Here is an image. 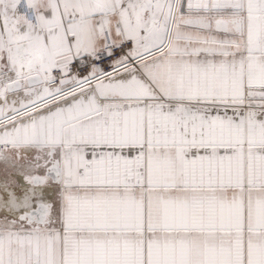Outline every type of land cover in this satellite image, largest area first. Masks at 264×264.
I'll list each match as a JSON object with an SVG mask.
<instances>
[{"label": "snow or ice", "instance_id": "1", "mask_svg": "<svg viewBox=\"0 0 264 264\" xmlns=\"http://www.w3.org/2000/svg\"><path fill=\"white\" fill-rule=\"evenodd\" d=\"M0 264H264V0H0Z\"/></svg>", "mask_w": 264, "mask_h": 264}]
</instances>
